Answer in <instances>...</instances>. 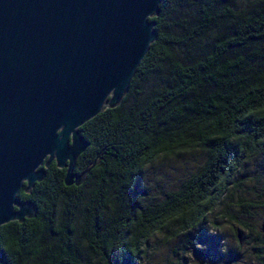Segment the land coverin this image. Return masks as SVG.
<instances>
[{"label": "trees", "instance_id": "16d2710c", "mask_svg": "<svg viewBox=\"0 0 264 264\" xmlns=\"http://www.w3.org/2000/svg\"><path fill=\"white\" fill-rule=\"evenodd\" d=\"M147 20L155 39L125 95L78 128L88 144L72 170L83 180L65 186L51 161L22 184L16 197L35 214L0 225V264H140L157 234L220 251L213 213L228 217L230 189L264 156V0H160ZM194 150L193 170L150 198L147 166ZM246 201L234 200L244 214L264 209V197ZM253 232L264 264V230Z\"/></svg>", "mask_w": 264, "mask_h": 264}, {"label": "water", "instance_id": "95a60500", "mask_svg": "<svg viewBox=\"0 0 264 264\" xmlns=\"http://www.w3.org/2000/svg\"><path fill=\"white\" fill-rule=\"evenodd\" d=\"M159 1L0 0V225L35 214L16 194L51 161L65 186L81 183L78 128L125 95Z\"/></svg>", "mask_w": 264, "mask_h": 264}, {"label": "rangeland", "instance_id": "374dc122", "mask_svg": "<svg viewBox=\"0 0 264 264\" xmlns=\"http://www.w3.org/2000/svg\"><path fill=\"white\" fill-rule=\"evenodd\" d=\"M201 159L202 153L194 150L179 158L158 159L147 166L144 185L149 197L155 199L161 197L165 191L174 189ZM245 180L234 192L231 188L227 195L223 210L227 212L228 217L220 218L219 210L213 213L222 239L219 252L205 246L201 248L208 254H204L187 248L182 237L172 239L166 235L157 234L152 239L155 243L151 245L140 264H258L253 251L255 246L253 230L259 229L264 219V209H248L245 213L251 215L248 217L236 207L234 200L237 196H243L248 203L250 200L257 202L264 197V156L249 162ZM233 216L250 225L251 233L234 221Z\"/></svg>", "mask_w": 264, "mask_h": 264}]
</instances>
